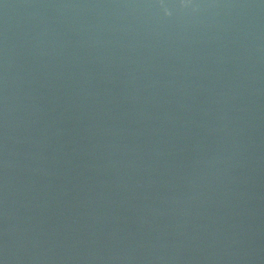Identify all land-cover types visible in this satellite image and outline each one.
I'll return each instance as SVG.
<instances>
[{"label":"water","instance_id":"water-1","mask_svg":"<svg viewBox=\"0 0 264 264\" xmlns=\"http://www.w3.org/2000/svg\"><path fill=\"white\" fill-rule=\"evenodd\" d=\"M0 264H264V0H0Z\"/></svg>","mask_w":264,"mask_h":264}]
</instances>
